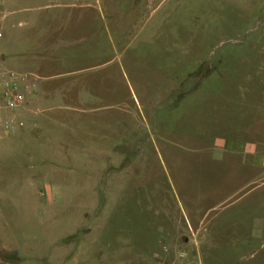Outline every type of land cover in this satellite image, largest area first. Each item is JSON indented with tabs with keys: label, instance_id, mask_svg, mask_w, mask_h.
Instances as JSON below:
<instances>
[{
	"label": "rangeland",
	"instance_id": "1",
	"mask_svg": "<svg viewBox=\"0 0 264 264\" xmlns=\"http://www.w3.org/2000/svg\"><path fill=\"white\" fill-rule=\"evenodd\" d=\"M44 1L2 21L0 68L53 99L0 138V264H264L212 157L264 146V0H89L80 26Z\"/></svg>",
	"mask_w": 264,
	"mask_h": 264
},
{
	"label": "crops",
	"instance_id": "2",
	"mask_svg": "<svg viewBox=\"0 0 264 264\" xmlns=\"http://www.w3.org/2000/svg\"><path fill=\"white\" fill-rule=\"evenodd\" d=\"M58 4L68 7L67 9L71 10V13L72 11L76 12L74 14V18L72 17V14L70 15V19L73 18L74 25L75 23H78L80 26L83 24L85 18V12L83 9L88 7L91 2L89 0H45L33 7L45 9L49 6H56ZM49 18L55 19L57 17L50 14ZM20 22L21 21H18V24ZM46 22H48V20ZM35 73L38 74L37 72ZM38 75L40 77L38 81L39 91L42 92L45 91L44 86L48 83L50 84L51 82L46 81L45 83H40V79H48L52 74L49 72V74ZM52 96V94L44 92V94H37L31 98V100L29 99L26 102L20 110L21 115L24 118L23 128H28L27 125H29L30 119V115L28 113L29 109H32L31 105L40 103L42 100H52ZM81 96L77 97L80 101L85 98L84 96L83 98ZM73 100L74 99H71L70 102ZM66 106L69 107V105ZM248 133L251 134V130ZM249 135L247 136L243 134V136L239 138L230 140H220V138L215 139L213 142V148L218 150L213 153L212 157L218 164H221L224 167L226 172L223 175L217 174L219 177V187H223L219 197L231 200H241L246 197L248 198L245 202L244 209H247L249 211L248 214H252V216L247 219L249 222L246 227L248 231L247 236L249 238L259 239L261 241L260 245L264 246V146L261 144V140L259 138H250ZM84 160H86V163L89 165L93 164L89 163V159L86 157H84ZM108 163L110 162L105 164ZM121 163L122 162H113V164ZM258 263H264V252L261 254V258L258 260Z\"/></svg>",
	"mask_w": 264,
	"mask_h": 264
},
{
	"label": "built area",
	"instance_id": "3",
	"mask_svg": "<svg viewBox=\"0 0 264 264\" xmlns=\"http://www.w3.org/2000/svg\"><path fill=\"white\" fill-rule=\"evenodd\" d=\"M9 0H0V39L4 32L2 21L7 16ZM39 75L33 71L0 68V138L24 124L20 110L39 92Z\"/></svg>",
	"mask_w": 264,
	"mask_h": 264
}]
</instances>
